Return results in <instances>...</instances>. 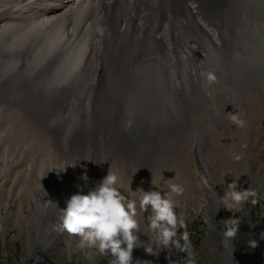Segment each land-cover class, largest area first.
<instances>
[{
	"label": "bare ground",
	"instance_id": "obj_1",
	"mask_svg": "<svg viewBox=\"0 0 264 264\" xmlns=\"http://www.w3.org/2000/svg\"><path fill=\"white\" fill-rule=\"evenodd\" d=\"M28 26L27 40L14 54L17 71L46 39L54 50H42L54 68L43 78L69 79L67 59L81 48L73 82L59 86L51 111L60 125L54 157L82 159L89 173L112 159L145 169L159 162L156 157H174L191 128L197 130L192 148L199 150L206 126L196 127L194 115L202 112L216 125L223 111L241 114L248 106L264 118V0H0V30ZM59 46L61 59L55 57ZM209 69L218 78L211 87L201 76ZM3 92L0 111L15 109L16 101ZM24 105L26 120H33L27 99ZM225 248L229 264L233 252L229 243Z\"/></svg>",
	"mask_w": 264,
	"mask_h": 264
},
{
	"label": "rangeland",
	"instance_id": "obj_2",
	"mask_svg": "<svg viewBox=\"0 0 264 264\" xmlns=\"http://www.w3.org/2000/svg\"><path fill=\"white\" fill-rule=\"evenodd\" d=\"M59 25L60 22L54 23L51 30L55 32ZM29 32V26L13 33L0 30V89L16 101L15 109L0 111V254H13L21 264H110V256H101L94 249L85 250L88 253L85 256L78 248L77 238L67 233H54L59 223L58 209L65 208L73 194H87L107 175L109 168L118 172L121 190L130 198L140 195L138 188L163 194L169 190L170 182L184 187L183 194L175 197L176 211L186 219L197 264H226L222 210L224 221L238 219L254 237L264 241L261 239L264 232V118L258 120V109L248 106V112L241 113L246 121L243 128L234 125L226 115L236 111H223L221 125L214 124L206 112L194 115L196 127L200 122L206 126L201 131L207 140H202L199 150L192 148L197 130L191 128L187 141L181 143V150L174 157L168 155L163 158L165 160L156 157L159 162L153 161L145 169L112 159L99 167L92 166V173H89L82 159L77 162L76 157H70L68 161L64 157H54L53 134L55 131L60 133V125L51 111V101L59 86L73 82L81 48L77 55L67 59L65 73L69 74V79L52 82L43 78V74L49 75L54 68L47 51L42 50L43 46L50 53L54 50L46 39L34 45V53L22 63L19 71L16 70L14 54L25 43ZM55 57H63L62 46L57 47ZM212 89V97L217 99L216 88ZM25 99L29 102L33 120L25 118ZM259 105L264 111V100H259ZM48 120L49 126L46 125ZM198 155L205 161L209 179ZM234 155L242 158L237 161ZM65 165L64 171H60ZM85 173L88 174L86 182L82 179ZM94 177L97 182L90 181ZM233 180L240 189L252 187L257 190L255 206L249 201L231 212L220 204L212 189L222 197L227 184ZM52 195L58 209L54 204L45 206ZM147 215L145 213L142 221L140 240L146 242V246H152V234L146 226ZM229 244L235 253L232 241ZM235 258L237 260L236 254ZM186 259L185 253L174 249L171 253L163 249L159 256L148 255L143 247L133 251V264L136 260L146 261L144 264H186ZM229 264H232L230 260Z\"/></svg>",
	"mask_w": 264,
	"mask_h": 264
},
{
	"label": "clouds",
	"instance_id": "obj_3",
	"mask_svg": "<svg viewBox=\"0 0 264 264\" xmlns=\"http://www.w3.org/2000/svg\"><path fill=\"white\" fill-rule=\"evenodd\" d=\"M99 31L103 35L104 30ZM201 76L209 87L218 83L214 69L201 72ZM226 115L237 127L246 126V121L240 113L229 112ZM130 128L131 122H128L125 130ZM241 158V155H234L237 161ZM65 167L66 165L63 170ZM82 179L88 180L86 173ZM121 188L118 172L109 168L107 175L87 194H73L66 201L65 208L58 209L55 203L49 201L60 212L55 230L77 238L78 248L85 256L88 255L85 250L93 249L101 256H110V264H133V251L138 247H143L151 256H159L163 249L169 253L174 249L186 254V264H197L186 219L176 211L175 197L183 194L184 187L170 182L169 190L163 194L157 190L145 191L138 188L140 195H133L131 198L125 195ZM212 191L220 204L231 212L249 201L253 206L258 203L257 190L252 187L240 189L236 180L227 184L222 197L217 196L214 188ZM145 213H148L146 226L152 234V246H146V242L140 240ZM222 223L226 229L222 243L226 246L239 233L240 222L238 219L229 218ZM261 239H264V232L261 233ZM258 246L255 239L248 243V247L253 250ZM144 262L146 261L136 260L134 264Z\"/></svg>",
	"mask_w": 264,
	"mask_h": 264
},
{
	"label": "trees",
	"instance_id": "obj_4",
	"mask_svg": "<svg viewBox=\"0 0 264 264\" xmlns=\"http://www.w3.org/2000/svg\"><path fill=\"white\" fill-rule=\"evenodd\" d=\"M258 241L256 249H250L248 243L251 240ZM238 264H264V241L254 237L244 224H240L239 233L232 240ZM13 254H0V264H21Z\"/></svg>",
	"mask_w": 264,
	"mask_h": 264
},
{
	"label": "water",
	"instance_id": "obj_5",
	"mask_svg": "<svg viewBox=\"0 0 264 264\" xmlns=\"http://www.w3.org/2000/svg\"><path fill=\"white\" fill-rule=\"evenodd\" d=\"M233 257H234V260H235V261H233L232 264H237V260H236V258H235V253H233Z\"/></svg>",
	"mask_w": 264,
	"mask_h": 264
}]
</instances>
